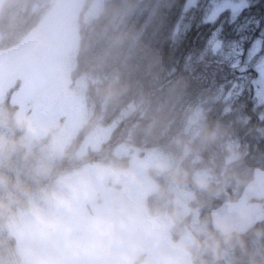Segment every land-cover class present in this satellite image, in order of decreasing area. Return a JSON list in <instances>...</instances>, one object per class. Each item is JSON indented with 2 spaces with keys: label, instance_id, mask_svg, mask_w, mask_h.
I'll list each match as a JSON object with an SVG mask.
<instances>
[{
  "label": "rangeland",
  "instance_id": "1",
  "mask_svg": "<svg viewBox=\"0 0 264 264\" xmlns=\"http://www.w3.org/2000/svg\"><path fill=\"white\" fill-rule=\"evenodd\" d=\"M200 1L218 6V11L212 8L205 16L206 21L219 22L208 48L212 49V57L226 63L228 68L213 90L212 101L234 111L249 91L258 103L264 104V39L246 45L241 38H223L224 17L220 22L222 15H228L229 22L237 21L251 0ZM78 2L61 0L60 4L72 14L78 9ZM104 3L105 0H91L85 20L97 17ZM194 3L195 0H188L187 13L192 12ZM190 17L188 14L177 26L178 36L190 28ZM251 25L259 24L250 21L237 28L242 31ZM79 44L80 29L76 25L58 45L60 58L55 63L49 62L42 73L25 75L21 88L9 100L4 94L0 96V190L8 183L14 190H26L24 195L11 201L9 215L1 219L0 246L14 238L15 246L8 252L17 264H129L132 258L127 253L142 252L134 237H127L118 230L113 232L115 226H122L116 214L122 220L132 215L125 213L129 204L115 199L125 198L135 188L138 200L135 212L142 216L145 198L160 190L156 200L169 201L172 213L182 221L181 231L175 241L169 236L161 238L140 264H194L190 248L208 225L203 222L200 209L192 206V201L195 190L211 182L208 170H194L190 184L189 174L184 170L167 169L170 163L162 152L144 151L126 142L118 145L113 153L117 158L129 156L131 164L127 169H118L112 163L91 162L58 174L56 166L62 164L67 148L93 113L87 96L88 79L82 76L71 79L66 72L76 69ZM55 65L63 68L64 84L60 91H57L58 81L55 82L50 73ZM6 104H18L16 112L7 110ZM203 104L191 106L193 123L206 117L209 107L204 108ZM123 117L124 114L112 124L99 125L87 133L68 158L69 162L100 150ZM155 162L162 169H148L154 167ZM152 171L162 178L161 186ZM166 181L169 185L163 192ZM158 222L166 225L160 219Z\"/></svg>",
  "mask_w": 264,
  "mask_h": 264
},
{
  "label": "trees",
  "instance_id": "2",
  "mask_svg": "<svg viewBox=\"0 0 264 264\" xmlns=\"http://www.w3.org/2000/svg\"><path fill=\"white\" fill-rule=\"evenodd\" d=\"M38 1L15 0L8 5L2 25L8 36L22 28L27 7ZM187 1L105 0L97 17L81 22L73 77L88 79L87 96L93 113L67 148L62 164L56 166L58 174L91 162L123 168L125 160L113 152L126 141L134 147L158 148L178 160L186 142L182 138L171 139L170 135L179 133L172 128L182 126L181 120L189 117L191 106L205 103L202 106L210 109L208 117L219 115L222 104L212 101L211 96L228 68L213 58L212 49L208 48L219 22L215 25L206 21L202 10L187 13ZM252 2L235 22L222 15L223 38H241L249 45L260 37L264 31V0ZM188 14L191 26L178 36L177 26ZM250 21L259 25L238 30V23ZM238 106L224 117L226 126L227 121L236 122L232 123L234 131L225 132L223 156L218 155L217 146L214 154L207 153L211 150L209 139L200 137L195 143L194 150L202 152V162L195 166L214 169H205L212 181L197 189L193 202L201 208L202 220L208 225L190 248L194 264H264V221L242 235L216 233L209 225L211 209L224 201L236 200L252 179L254 168L264 167V104L247 91ZM131 107L133 110L125 114ZM122 114L124 117L100 150L69 162L87 133L99 125L112 124ZM25 192L14 190L10 183L1 186L0 223L9 215L11 201ZM14 246V238L0 246V264H17L8 252Z\"/></svg>",
  "mask_w": 264,
  "mask_h": 264
},
{
  "label": "flooded vegetation",
  "instance_id": "3",
  "mask_svg": "<svg viewBox=\"0 0 264 264\" xmlns=\"http://www.w3.org/2000/svg\"><path fill=\"white\" fill-rule=\"evenodd\" d=\"M14 1L15 0H0V96L4 94L8 100L10 97L12 98L14 93L21 88L25 75L30 73L33 74V72L42 73L47 69L49 62L55 63L56 60L60 58V54H58V45H60L61 42L65 40V37L68 36V31L74 30L76 25L78 29H80L81 22L86 21V9L91 0H79L78 9L72 14L64 10V7L60 4L61 0H53V4L52 0H40L32 6L27 7V14L22 18L23 22H25L22 28L19 31H14L11 36H8V34L2 29V25L8 5ZM205 3V1L202 2L200 0H195V3L191 5L192 10H202L206 13L207 11L211 12L213 10L212 8H214V11H218V6H215V3H211V5ZM252 4L253 2L251 0L250 4L245 6L244 9L250 7ZM224 11L225 10L222 12ZM216 24L218 23L215 22V25ZM237 25H239V23ZM257 39H264V31ZM62 69L63 68L56 66L54 69L50 70L51 75L54 76L53 79L56 80L55 82L58 81L57 91H60L64 84V81H62ZM74 71V68L66 70L69 78L73 79ZM1 77H4V79ZM17 105L6 104L5 107L11 113H14L17 110ZM227 108L228 107L222 104L219 115L217 114L216 117H208L207 113L210 111V109H208L206 117L199 120V122L196 120L194 123L192 122V115L189 113L188 118L181 120L182 126L179 128H172L173 131L179 133H171V139L182 138L183 141L186 142V144L183 146L182 154L179 156L178 160L173 159L168 153L158 148H144V151L155 149L162 152L167 156L168 162L170 163L167 169H182L189 174V182L190 179L192 181L193 169H214L195 166L202 162V152L199 153L198 151L194 150V148L197 147L195 143L200 140V137H203V139H209L211 142V150H206L207 153L214 154L213 149L215 146H217L216 151L218 155H224L223 141L225 140V132L234 131L235 127L232 125V123L236 122V119L227 121L229 124L226 126V120L224 117L226 115H230L233 112L232 110L228 111ZM189 112L191 111L189 110ZM206 131H208V133L203 136ZM126 142L129 143L128 141ZM193 143L194 145L192 146ZM130 146L132 145L130 144ZM119 159L125 160L126 162L125 166L120 169H127L131 164L128 155H124ZM177 164H179V168L177 167ZM148 169L162 168H160V166H158L156 163L154 167H149ZM216 169L222 168L218 167ZM152 173L154 174L152 175L154 178L157 174L158 178L156 179L161 186L163 183L162 178L157 172L152 171ZM168 185V181L163 184V192L167 191L166 187ZM134 189L135 188H132L131 192H128L125 198H113L115 201L120 200L123 203L129 204V206L125 208V213L129 215L132 214L123 220L117 216L118 214H116L115 217L118 218L119 223L122 226H115L116 230L113 232L115 233L118 230L127 237H134L136 242L134 240L133 241L137 247L141 248L140 250L142 253L136 254V252L132 251L127 253V256L132 258V261H130L129 264H140L146 259L147 255L151 254L150 251L152 250H150V248H154V246L159 243L161 238L169 236L174 241L179 238L178 236L176 237V234L181 231L179 224L182 223V221L178 220L172 213V210L169 207V201H165L164 198L156 200L157 196L161 193L160 190H158V193H156L157 195L154 194L145 198V207L142 205L144 215L139 216L135 212V207H138V200L134 193ZM196 196L197 189L195 190L192 206H194L193 202ZM106 198L107 200H110L108 196H106ZM107 203L109 204V202ZM194 207L200 209L202 213L200 207ZM213 209H211V211ZM211 211L209 213V225L213 229L211 222ZM158 219L165 222L166 225L163 226L160 222H158ZM215 232L218 233L219 231ZM131 254L132 256H130ZM158 264H162V262H159Z\"/></svg>",
  "mask_w": 264,
  "mask_h": 264
},
{
  "label": "water",
  "instance_id": "4",
  "mask_svg": "<svg viewBox=\"0 0 264 264\" xmlns=\"http://www.w3.org/2000/svg\"><path fill=\"white\" fill-rule=\"evenodd\" d=\"M264 221V167H256L253 177L234 201H224L211 211L212 227L223 235L245 234Z\"/></svg>",
  "mask_w": 264,
  "mask_h": 264
}]
</instances>
